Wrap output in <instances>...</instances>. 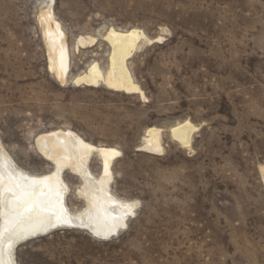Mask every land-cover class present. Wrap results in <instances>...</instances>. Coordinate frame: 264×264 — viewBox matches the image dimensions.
Returning <instances> with one entry per match:
<instances>
[{"label": "rangeland", "instance_id": "obj_1", "mask_svg": "<svg viewBox=\"0 0 264 264\" xmlns=\"http://www.w3.org/2000/svg\"><path fill=\"white\" fill-rule=\"evenodd\" d=\"M46 2L0 0V140L35 175L53 170L36 147L42 133L116 147L110 191L138 207L111 239L58 228L18 244L15 263L264 264V0H53L64 82L49 68ZM111 28L146 36L127 59L142 93L75 82L95 63L107 71ZM186 120L189 147L171 134ZM152 126L158 154L142 148ZM89 166L99 176L96 153ZM61 174L66 205L85 211L83 184Z\"/></svg>", "mask_w": 264, "mask_h": 264}, {"label": "bare ground", "instance_id": "obj_2", "mask_svg": "<svg viewBox=\"0 0 264 264\" xmlns=\"http://www.w3.org/2000/svg\"><path fill=\"white\" fill-rule=\"evenodd\" d=\"M52 1L47 0L39 20L45 24L50 71L64 82L70 58L61 25L53 16ZM106 39L111 46L107 71L104 73L95 63L87 72L80 73L75 82L142 93L132 79L127 59L146 39L145 34L137 28H111ZM86 43L84 38L77 40L78 46ZM195 127L188 120L178 123L171 129L172 138L189 147ZM159 134V128L149 127L142 148L161 153ZM36 147L44 159L53 163L50 173L35 175L20 169L0 140V264H16L13 254L18 244L58 228L81 229L94 238L111 239L127 225V219L138 207L137 201L120 199L110 191L111 166L121 154L116 147L95 145L70 129L40 134ZM93 153L101 160L97 177L89 166ZM65 170L75 174L83 184L79 191L87 202L83 212H71L66 205L67 186L61 174Z\"/></svg>", "mask_w": 264, "mask_h": 264}]
</instances>
